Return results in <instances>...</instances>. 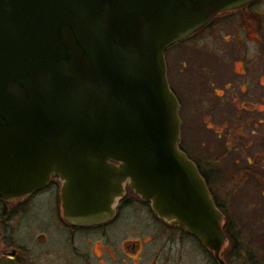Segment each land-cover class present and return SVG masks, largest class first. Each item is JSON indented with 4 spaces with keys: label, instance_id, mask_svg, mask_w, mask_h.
Instances as JSON below:
<instances>
[{
    "label": "water",
    "instance_id": "obj_1",
    "mask_svg": "<svg viewBox=\"0 0 264 264\" xmlns=\"http://www.w3.org/2000/svg\"><path fill=\"white\" fill-rule=\"evenodd\" d=\"M253 0H0V196L61 181L64 218L112 220L127 186L221 264L226 242L180 149L167 48Z\"/></svg>",
    "mask_w": 264,
    "mask_h": 264
},
{
    "label": "flooded vegetation",
    "instance_id": "obj_2",
    "mask_svg": "<svg viewBox=\"0 0 264 264\" xmlns=\"http://www.w3.org/2000/svg\"><path fill=\"white\" fill-rule=\"evenodd\" d=\"M165 59L169 85L179 101L178 145L197 166L223 213L226 242L221 257L228 264H264L258 253L264 246V0L216 14L198 31L167 48ZM187 128L193 134L190 149L184 135ZM131 191L127 186L112 220L78 226L65 219V230L76 234L112 222ZM60 193V178L52 174L46 185L30 194L10 199L0 196V264H44L38 263L36 257L38 249L50 243L48 235L35 233L36 226L32 224V239L22 240L17 233L23 214L34 213L37 208L33 210V202L55 194L61 203ZM38 213L39 207L30 223ZM167 226L181 228L201 242L183 226ZM233 231L239 232L243 244L239 261L231 258L227 248L234 242ZM253 232H261L260 241H252ZM62 245L68 248L67 243ZM202 245L211 264H221L214 252ZM123 250L126 251L117 249ZM95 253L99 255L96 250ZM115 255L109 260L104 258L106 264H117ZM76 257L78 264L102 262L100 256L88 252ZM129 259L130 255L124 264ZM132 264L182 262L178 257L164 256Z\"/></svg>",
    "mask_w": 264,
    "mask_h": 264
},
{
    "label": "rangeland",
    "instance_id": "obj_3",
    "mask_svg": "<svg viewBox=\"0 0 264 264\" xmlns=\"http://www.w3.org/2000/svg\"><path fill=\"white\" fill-rule=\"evenodd\" d=\"M184 135L188 140L186 145L190 149L193 134L187 128ZM57 200L55 194H48L44 195L43 199L33 202V210L37 207L34 213L39 207L38 215L30 223L29 219L34 217V213H28L29 215L24 213L17 233L22 240L32 239L35 237L32 233L29 234L32 224L36 226L35 233L48 235L50 243L38 249L36 257L38 263L78 264L75 263L76 256H81L82 252H88L91 256L101 257L103 263L96 264H106L108 261H104V258L107 257L109 260V256L115 254L117 264H124L129 255L131 259L128 260V264L144 263L154 257L164 256L178 257L182 264H211L209 254L200 241L181 228L167 226L169 223L159 218L150 202L142 200L133 190L128 193L126 201L122 203L117 217L112 222L97 229L80 231L76 234L65 230L64 224L68 223L65 221L61 203ZM42 206L45 209H41ZM253 233L252 241L254 239L260 241L261 232ZM232 234L234 242L229 243L227 248L230 249L231 258L239 261L244 251L243 244L240 243L238 231H233ZM62 243H67L68 248ZM97 248L100 250L99 255L95 253ZM122 248L128 251L129 255L124 250L117 251ZM258 253L264 258V246Z\"/></svg>",
    "mask_w": 264,
    "mask_h": 264
},
{
    "label": "bare ground",
    "instance_id": "obj_4",
    "mask_svg": "<svg viewBox=\"0 0 264 264\" xmlns=\"http://www.w3.org/2000/svg\"><path fill=\"white\" fill-rule=\"evenodd\" d=\"M96 252H97V253H99V252H100V250L97 248V249H96Z\"/></svg>",
    "mask_w": 264,
    "mask_h": 264
}]
</instances>
